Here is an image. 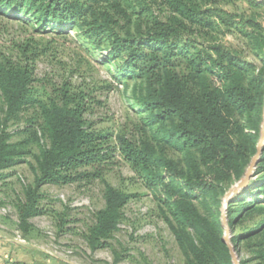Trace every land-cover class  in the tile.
Returning <instances> with one entry per match:
<instances>
[{"label":"trees","instance_id":"16d2710c","mask_svg":"<svg viewBox=\"0 0 264 264\" xmlns=\"http://www.w3.org/2000/svg\"><path fill=\"white\" fill-rule=\"evenodd\" d=\"M227 1L0 0L4 11L44 27L75 28L116 68L142 115L132 133L99 128L89 116L91 91L64 79L41 92L36 54L27 47L19 57L0 53V178L26 156L35 160L33 181L15 202L24 237L30 218L43 212L44 184L99 179L104 205L82 236L92 251L111 246L131 197L104 177L119 153L155 192L182 264H234L219 207L260 139L264 0H244L240 10L225 8ZM229 34L237 43L225 40ZM14 133L24 137L12 140ZM229 201L231 241L249 254L240 264H264V146L253 177Z\"/></svg>","mask_w":264,"mask_h":264},{"label":"rangeland","instance_id":"374dc122","mask_svg":"<svg viewBox=\"0 0 264 264\" xmlns=\"http://www.w3.org/2000/svg\"><path fill=\"white\" fill-rule=\"evenodd\" d=\"M223 5L230 10L247 7L244 0H228ZM260 10L264 24V4ZM225 40L237 43L230 34ZM22 47L37 55L36 84L41 92L49 90L51 83L67 79L91 91L96 101L92 103L93 111L89 116L97 120V127L114 132L136 131L135 125L142 115L127 101L124 84L113 75L116 68L103 61L101 50L94 48L75 28L59 29L53 24L44 27L32 19L6 12L0 5V53L19 57ZM24 122V118L19 122L10 121L8 129L15 131ZM23 137V133H14L12 140ZM32 149L37 152L36 146ZM170 154L176 155L173 151ZM31 163H35L34 157L28 155L24 161L2 171L0 238L5 235L8 239L0 240V249L8 246L12 247L11 252L25 248L32 250L38 254L40 264H182L183 256L163 217L155 192L119 153L104 177L131 197L122 208L123 218L111 239V246L92 251L82 236L93 221V212L104 205V185L99 179L44 184L39 200L43 212L30 218L33 227L25 236L27 243L15 241L17 232L21 234L17 228L15 202L23 197V186L33 181ZM229 200L224 194L219 207L225 228L229 224ZM57 223L64 224L63 231H59ZM117 254L121 258L114 262ZM237 255L239 259L249 256L245 250H240ZM11 258L12 261L0 255V264H6L5 260L14 264V255Z\"/></svg>","mask_w":264,"mask_h":264},{"label":"water","instance_id":"95a60500","mask_svg":"<svg viewBox=\"0 0 264 264\" xmlns=\"http://www.w3.org/2000/svg\"><path fill=\"white\" fill-rule=\"evenodd\" d=\"M263 118H264V106H263ZM263 146H264V119L262 123V129L260 132V139L257 145V151L252 157L250 163L248 164L243 176L240 179H238L226 192L225 198L229 199L232 195L237 193L241 188L245 187L249 183L250 179L253 177V173L258 164V161L260 160V155L263 150ZM225 232L226 234L223 236V239L230 250L232 261L234 264H240L237 252L235 250V246L231 241V228L229 224L226 225Z\"/></svg>","mask_w":264,"mask_h":264},{"label":"crops","instance_id":"0c3cea01","mask_svg":"<svg viewBox=\"0 0 264 264\" xmlns=\"http://www.w3.org/2000/svg\"><path fill=\"white\" fill-rule=\"evenodd\" d=\"M8 238L5 235H1L0 240L1 241H6ZM12 247H2L0 249V255H5L6 253L10 254L11 257L12 255H14L15 259L14 261L18 262L17 264H40L39 263V258L37 257L38 254L33 252L32 250H26L25 249H16L14 250V252H11ZM37 254V255H36ZM5 257V256H4ZM13 259V258H12ZM6 264H10L9 262H7L8 260H5ZM3 264V263H2Z\"/></svg>","mask_w":264,"mask_h":264},{"label":"built area","instance_id":"2783aa9c","mask_svg":"<svg viewBox=\"0 0 264 264\" xmlns=\"http://www.w3.org/2000/svg\"><path fill=\"white\" fill-rule=\"evenodd\" d=\"M17 233H18V235L16 236L15 241H18L19 243H27L26 238L24 236H22V234H20L19 232H17ZM0 244H1V242H0ZM4 256H5V258H9L12 261V258L9 257L8 253H6Z\"/></svg>","mask_w":264,"mask_h":264}]
</instances>
